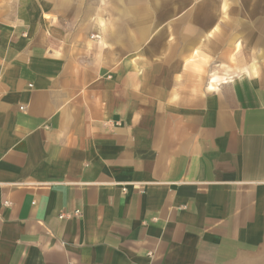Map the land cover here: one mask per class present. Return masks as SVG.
I'll return each instance as SVG.
<instances>
[{"label": "crops", "instance_id": "0c3cea01", "mask_svg": "<svg viewBox=\"0 0 264 264\" xmlns=\"http://www.w3.org/2000/svg\"><path fill=\"white\" fill-rule=\"evenodd\" d=\"M109 1L0 0V264H264V0Z\"/></svg>", "mask_w": 264, "mask_h": 264}, {"label": "rangeland", "instance_id": "374dc122", "mask_svg": "<svg viewBox=\"0 0 264 264\" xmlns=\"http://www.w3.org/2000/svg\"><path fill=\"white\" fill-rule=\"evenodd\" d=\"M18 1H22V0H18ZM32 1H35L40 6H43V9L45 11L54 13L55 15L62 16L65 22L69 23L71 27L74 29H76L79 25H81L82 27L83 25L84 27L87 26L88 22L91 21L96 15H99L100 13L101 14L107 13L106 7L109 6L114 7L113 4L114 2H110L109 0H32ZM137 1H146L151 4L155 0H137ZM159 1H164L165 7L164 9L156 10V12L159 11V14L161 16L170 15L172 10L171 8H169V6H171V3L174 0H159ZM47 6H54V8L52 9ZM132 11L134 12V14L140 11L143 12L144 14L148 12L150 16L156 13L155 10L153 9H149L146 11L145 9L142 10V9L133 8Z\"/></svg>", "mask_w": 264, "mask_h": 264}]
</instances>
